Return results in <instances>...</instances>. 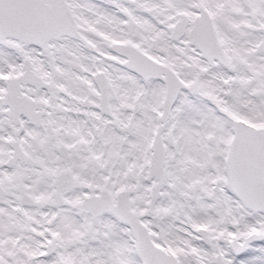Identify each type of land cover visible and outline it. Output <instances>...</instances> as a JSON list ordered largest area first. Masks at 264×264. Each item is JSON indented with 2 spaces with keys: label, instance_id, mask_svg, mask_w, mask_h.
I'll return each instance as SVG.
<instances>
[{
  "label": "snow or ice",
  "instance_id": "snow-or-ice-1",
  "mask_svg": "<svg viewBox=\"0 0 264 264\" xmlns=\"http://www.w3.org/2000/svg\"><path fill=\"white\" fill-rule=\"evenodd\" d=\"M0 264H264V0H0Z\"/></svg>",
  "mask_w": 264,
  "mask_h": 264
}]
</instances>
